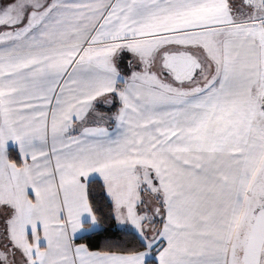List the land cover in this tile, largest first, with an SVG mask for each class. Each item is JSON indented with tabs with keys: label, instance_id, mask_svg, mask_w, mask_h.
I'll return each mask as SVG.
<instances>
[{
	"label": "snow or ice",
	"instance_id": "6c2138e0",
	"mask_svg": "<svg viewBox=\"0 0 264 264\" xmlns=\"http://www.w3.org/2000/svg\"><path fill=\"white\" fill-rule=\"evenodd\" d=\"M0 264H264V0H0Z\"/></svg>",
	"mask_w": 264,
	"mask_h": 264
}]
</instances>
